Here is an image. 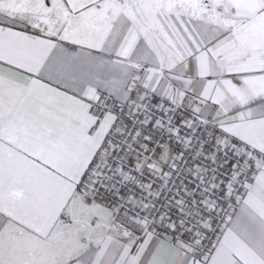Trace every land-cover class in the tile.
I'll return each mask as SVG.
<instances>
[{"label": "crops", "instance_id": "obj_1", "mask_svg": "<svg viewBox=\"0 0 264 264\" xmlns=\"http://www.w3.org/2000/svg\"><path fill=\"white\" fill-rule=\"evenodd\" d=\"M25 20L0 14V264H264V162L207 258L82 188L115 120L92 103L136 82L264 155V0H34Z\"/></svg>", "mask_w": 264, "mask_h": 264}, {"label": "built area", "instance_id": "obj_2", "mask_svg": "<svg viewBox=\"0 0 264 264\" xmlns=\"http://www.w3.org/2000/svg\"><path fill=\"white\" fill-rule=\"evenodd\" d=\"M100 125L115 120L82 188L105 201L120 231L184 241L207 258L264 155L193 111V99L172 98L140 82L127 101L100 92L90 108ZM167 155L164 157L165 152Z\"/></svg>", "mask_w": 264, "mask_h": 264}, {"label": "rangeland", "instance_id": "obj_3", "mask_svg": "<svg viewBox=\"0 0 264 264\" xmlns=\"http://www.w3.org/2000/svg\"><path fill=\"white\" fill-rule=\"evenodd\" d=\"M35 6H38L40 10H47L50 6V3H43L42 5L36 4ZM236 10H239L240 12L247 11L248 13L253 11L252 9L255 7L250 5L247 7V9H239L242 8V5H235L234 6ZM0 14H6L8 16H13L16 19H21L22 17H27L28 20H25L24 23L32 24L34 23V0H0ZM46 11L43 12L42 17L46 16ZM48 17L52 20V22H55L60 16L58 14H52L48 15ZM54 19V21H53ZM59 22V21H58ZM57 22V23H58ZM165 154L168 153V150H166Z\"/></svg>", "mask_w": 264, "mask_h": 264}]
</instances>
